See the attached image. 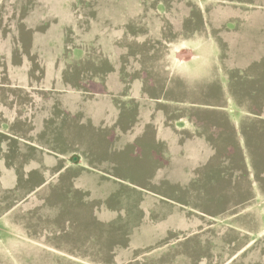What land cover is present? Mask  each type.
<instances>
[{"label":"rangeland","instance_id":"1","mask_svg":"<svg viewBox=\"0 0 264 264\" xmlns=\"http://www.w3.org/2000/svg\"><path fill=\"white\" fill-rule=\"evenodd\" d=\"M231 39L264 49V0H0V264H264V121L219 108H262L264 58L225 86Z\"/></svg>","mask_w":264,"mask_h":264},{"label":"crops","instance_id":"2","mask_svg":"<svg viewBox=\"0 0 264 264\" xmlns=\"http://www.w3.org/2000/svg\"><path fill=\"white\" fill-rule=\"evenodd\" d=\"M250 19H253V17H249L243 22H249ZM254 21V20H253ZM256 21H261L259 18H256ZM231 51V52H230ZM226 57L221 58V53L217 54L216 61H215V69L216 76L219 80H221L225 86H233L232 80L233 76L235 74H239L240 76L247 73L248 65H251L254 62H258L261 59L264 58V49L259 48L258 50H251L248 51L245 55L243 54H235V50L233 48V41L230 40V49L228 51ZM237 56H244L242 60L237 59ZM246 56V57H245ZM223 102H228L229 107H226L224 105L219 106L220 109H225L224 113L227 114V118L230 120V125L233 127V130L235 131L236 139L238 138V141H240V144L245 143L247 145V137L248 132L250 134V129L247 127L249 124L248 122H252L254 119H259L264 121V105L261 106L262 108L254 111L248 108V106H244L239 99V94H233V92L230 90L229 93L226 94L225 100ZM264 102V100H263ZM229 114V115H228ZM250 120L246 122V120ZM246 139V140H245ZM217 147V146H216ZM215 152L217 148L214 147V149L211 148V146L207 143H205L202 138H199V141L197 143H189V144H178L177 143H171L170 152L177 155V153L184 157L185 162H188L189 164H199L201 166L202 164H205L206 161L209 160L212 152ZM218 154V152H217ZM178 158V159H180ZM186 170L187 165L185 166ZM249 177H253L255 174V168L254 163L252 159H249L246 164ZM253 200H259L256 203L253 201L249 204V207L252 209L260 208L262 207V202L260 200L264 199V183L262 182V186L259 184V186L254 189L252 196L250 197ZM255 207V208H254ZM263 208V207H262Z\"/></svg>","mask_w":264,"mask_h":264}]
</instances>
